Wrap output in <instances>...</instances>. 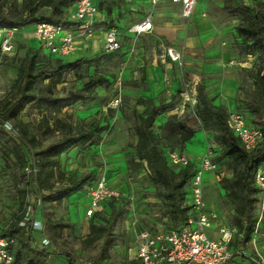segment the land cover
<instances>
[{"label":"rangeland","instance_id":"374dc122","mask_svg":"<svg viewBox=\"0 0 264 264\" xmlns=\"http://www.w3.org/2000/svg\"><path fill=\"white\" fill-rule=\"evenodd\" d=\"M14 1L19 0H0L3 3ZM116 4L118 9L122 7L120 1ZM157 10L152 33L124 38L121 47L113 52L103 51L96 43L71 59L74 69L67 71L63 81L57 85L58 94L67 98L57 116L73 126H90L101 136L97 143L88 142L83 146L63 144L60 147L58 178L53 181L55 185H67L68 181H72L71 193L63 191L59 202L44 199L38 193L42 202L37 209V220L42 223V228L34 231V237L39 241L42 237L48 238V248L56 256L58 253L70 256L73 264H140L134 258V230L149 227L152 223L150 219L153 224L163 223L167 228L181 225L179 215L171 210L166 199L157 193L151 183L145 162L135 156L137 137L134 125L137 113L141 111L136 101L144 93L140 71L142 64H145L150 79L154 101L162 98L169 103L166 112L157 118L155 131L160 132V125L168 114L177 113L181 118L186 117V124L195 129L202 142L195 145L192 137L178 149L180 153L197 165L210 150L209 160L217 166L214 174L220 173L219 178L229 175L221 162L212 160L217 156L215 133L204 130L193 114L195 84L204 82L209 96L217 104L223 98L218 92L217 79H227L230 87H236V94L232 100L224 98L221 104L226 105L229 112L242 110L241 89L251 91L253 88L252 80L244 69L262 65L260 58L245 54L237 47L239 37L235 27L240 22V15L227 6L226 0H198L195 10L188 17L178 16L167 4ZM125 19L120 15L123 25ZM163 45L177 50L179 61L167 54L163 56ZM33 46L27 36L21 35L15 55L0 57V100L16 77L18 61L26 49ZM151 67L154 71L149 73ZM93 75L105 80L90 82L88 79ZM150 92L148 90L147 93ZM20 118L29 122L30 130L43 145L56 140L57 134L42 133L35 109L25 108ZM19 149L25 157L26 150L17 138L10 134L0 136V230L21 211L27 195L36 196L31 190L34 186H27L26 163L22 164L19 160ZM215 175L208 178L203 191L206 204L215 213L216 235H220L222 228H235L232 249L246 248L244 252L249 253L236 232L233 205ZM101 177L118 195V212L103 237L87 243L84 239L94 219L84 215L85 187ZM257 195L254 213L258 220L264 214L260 211V191ZM106 211L108 218L110 212ZM48 219L50 224L46 223ZM103 247L106 251L101 256Z\"/></svg>","mask_w":264,"mask_h":264},{"label":"trees","instance_id":"16d2710c","mask_svg":"<svg viewBox=\"0 0 264 264\" xmlns=\"http://www.w3.org/2000/svg\"><path fill=\"white\" fill-rule=\"evenodd\" d=\"M73 1L0 2V26L21 28L41 20L67 23V9ZM226 4L240 15V22L235 27L239 37L236 41L237 47L245 54L257 55L262 63L257 68L244 69L248 78L252 80L253 88L251 91L246 88L241 89L243 111L236 112L243 115L248 125L256 126L264 133V0H251L249 4L240 0H226ZM107 11H110V8H107ZM0 57L9 58L1 55ZM74 67V63L42 52L38 45L28 47L24 56L18 61L15 79L0 100V136L10 134L17 138L26 150L24 157L23 151L19 149V160L26 165L32 162L37 169L35 176L32 173L28 175V188L34 186L31 189L34 195L39 193L44 199H54L58 202L61 201L60 194L63 191L69 194L73 190L72 181H68L67 185L63 183L55 185L53 181L57 177L60 147L63 144L83 146L88 142L97 143L101 138L92 127L81 124L73 126L57 116L67 101L66 97L58 94L57 85L63 81L66 72ZM88 80L98 83L105 79L93 75ZM142 80L144 81L143 72ZM195 92L193 114L200 120L204 130L215 133L217 156L212 160L221 162L229 172L228 176L221 175L220 178L218 177L220 173H217L215 179L217 177V183H221L222 190L233 205L236 232L240 235L241 243L245 244L251 239L258 218L254 209L260 189L255 175L258 167L264 163V141L246 150L240 138L234 134L228 124L230 112L227 106L214 103V98L209 96L205 83L202 81L195 84ZM136 104L141 107V111L137 113V121L134 125L137 137L135 156L139 161L145 162L151 183L157 193L166 199L171 210L179 215L180 224H182L190 214L187 182L195 173L196 163L188 161L182 166L172 165L167 153L186 144L196 131L186 124V117L181 118L177 113H171L160 125V132H157L155 131L157 118L166 112L169 103H165L161 98L158 103H154L151 98L139 97ZM25 108L36 110L42 133L57 134L55 141L47 145L41 143L30 130L29 122L20 118V113ZM7 125L10 128H7ZM205 179L206 183L207 178ZM116 201L117 197L107 199L102 204L101 216L96 213L90 217L94 221L89 224V233L84 239L85 242L93 243L101 239L104 232L108 231L118 212ZM23 207L0 230V235L12 240L9 246L12 256L10 264H50L49 257L54 254V251L48 248L49 245L42 248L38 246L39 242L34 237L35 230L32 229L31 224L19 225L23 217ZM106 209L110 212L108 218H106L108 215ZM150 222L152 226L155 225L153 220L150 219ZM46 223L50 224L51 221L48 219ZM105 251L106 248L103 247L101 256ZM58 254L62 255L68 264H73L70 256ZM245 260L253 264L244 255L234 256L225 264H243Z\"/></svg>","mask_w":264,"mask_h":264},{"label":"built area","instance_id":"2783aa9c","mask_svg":"<svg viewBox=\"0 0 264 264\" xmlns=\"http://www.w3.org/2000/svg\"><path fill=\"white\" fill-rule=\"evenodd\" d=\"M103 0H74L67 9V23L41 20L33 23V36L39 42L42 52L61 57L62 59L77 49V39L88 41L96 32L95 19L98 12V2ZM127 2L133 0H124ZM150 4L143 19L133 23L127 29L129 33L139 35L150 32L155 6L164 0H147ZM179 6V14L188 17L193 13L197 0H167ZM68 23L73 24L70 26ZM21 28L0 26V55H15L18 45L17 32ZM103 50L116 51L121 47L119 32L115 26L104 30ZM169 55L171 59L179 61V52L170 46L163 45L162 55ZM228 124L236 134L246 150L254 148L264 141V133L256 126L248 125L242 114L232 111L229 114ZM7 128H10L7 125ZM210 150L196 165V170L187 182L189 192L190 214L177 228H167L163 223H157L151 228H138L135 231L134 258L140 264H225L234 256H246L253 264H264V255L255 250L253 254L245 253L242 249L233 250L230 246L235 228L220 229L221 236L214 238L207 234L206 229L214 224L215 213L206 205L204 198V184L206 173H214L217 166L209 160ZM168 159L172 165L182 166L189 160L178 149L168 152ZM27 176H35L37 169L32 162L25 166ZM217 179V177H216ZM255 180L259 186L262 204H264V180L258 167ZM106 180L101 177L85 187L87 199L85 217L90 218L97 213L102 214V204L111 197H117ZM39 194L35 197L27 195L22 210V219L19 225L31 224L33 230H41L42 223L35 219L33 214L41 205ZM39 247L50 244V240L42 237L38 241ZM11 239L0 235V264H10L12 256L9 252Z\"/></svg>","mask_w":264,"mask_h":264},{"label":"crops","instance_id":"0c3cea01","mask_svg":"<svg viewBox=\"0 0 264 264\" xmlns=\"http://www.w3.org/2000/svg\"><path fill=\"white\" fill-rule=\"evenodd\" d=\"M118 1H120L122 3V7H120L119 9H118V6L116 4V2H118ZM243 2L245 4H249L251 2V0H247V1L243 0ZM197 3H198V0H197ZM197 3L195 5V8L197 6ZM166 4L173 7V9L177 13V15L180 16L179 6L177 4L171 3L167 0L161 1L155 6L153 18H152V29H151V31L150 32H144V33H141L139 35H134L132 33H129L127 31V29L133 23L138 22L144 18V16L146 15V12L148 11V9L150 7V4L147 0H133L130 2H127L124 0H103L101 2H98L99 8H98V12H97L96 19H95V29H96L95 34L88 41H85V42L77 39V42H78L77 49L73 53L65 56L63 58V60L66 62H70L73 57L77 56L79 53H84L87 49H89L91 46H94L96 43H98L99 48L103 50L102 46H103V41H104V30L111 27V26H115L119 32L120 45H121V42L124 38H128V37L134 38L137 36H142L145 34L152 33V30H154L155 19L158 15L157 9H159L162 5H166ZM107 8H110V11H107ZM195 8H194V10H195ZM120 15L126 17L125 25L122 24V20H120ZM32 30H33V24H30V25L25 26L19 32H17V36H16L17 45H18V37L21 35H24V36H27L29 38L32 45L37 46L39 44V42L33 36ZM140 71H141V80H142V72L144 73V81L142 80V83H143L142 90H144L143 91L144 93H142L140 97L153 99V97H154L153 93L154 92L151 88L150 79L147 75V71H145V64H142L140 66ZM152 71H154L153 67L150 68L149 73H152ZM217 81H218V92L221 95H223L222 101L217 102V104L224 103L223 99L226 97L229 98V100H232V98L236 94V87H233V88L230 87L228 85L230 82L227 79L226 80L217 79ZM230 85H231V83H230ZM148 90H150L151 92L147 93ZM159 99H158V101H159ZM220 99L221 98H219V100ZM153 101H154V99H153ZM158 101L157 102L154 101V103H158ZM193 138H194V144L195 145L201 144V142H202L201 137L197 136L196 133L194 134ZM259 168H260L261 173H262V180H264V163H262L259 166ZM214 175H215L214 173L207 172L206 173L207 180H208V178L213 177ZM84 199H85L84 205L86 206L87 199L85 198V195H84ZM207 207L210 208L208 205H207ZM37 209L38 208H36V210L33 214L35 219H37V213H38ZM260 211L262 212V214H264V204H262V206L260 205ZM257 221L258 222H256V227H254L255 231H254L253 236L245 244H246L247 248L249 249L248 254H253L254 251L257 250L262 255H264V217H261V219H258ZM206 232L209 236L214 237V238L221 236V232H220V235H216L214 225L212 227L207 228ZM36 241H39V240H36ZM242 250H243V248H242ZM245 262H247V261L245 260ZM49 263L50 264H68V262L63 258L62 255L56 256L55 254L50 255ZM247 263L249 264V262H247Z\"/></svg>","mask_w":264,"mask_h":264}]
</instances>
